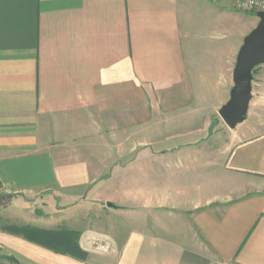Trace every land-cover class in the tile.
I'll return each instance as SVG.
<instances>
[{
  "label": "crops",
  "instance_id": "1",
  "mask_svg": "<svg viewBox=\"0 0 264 264\" xmlns=\"http://www.w3.org/2000/svg\"><path fill=\"white\" fill-rule=\"evenodd\" d=\"M254 19L212 0H0L6 256L24 243L7 227L93 211L118 220L121 264H264V64L245 120L208 143Z\"/></svg>",
  "mask_w": 264,
  "mask_h": 264
},
{
  "label": "rangeland",
  "instance_id": "2",
  "mask_svg": "<svg viewBox=\"0 0 264 264\" xmlns=\"http://www.w3.org/2000/svg\"><path fill=\"white\" fill-rule=\"evenodd\" d=\"M213 1L225 2L232 7L229 0ZM252 14L255 15L256 13ZM257 23L258 19L255 15L252 29L257 25ZM218 128L220 129L218 130ZM213 129L215 131L213 134H211L209 142L207 141L212 145L220 146L222 143H224V141L228 140V134H231L229 129L219 118L218 113L216 115V121L214 123ZM41 202V200H38L37 204L31 206V211L29 212L30 215L43 217L44 211L40 205ZM24 212V214H28L27 209L24 210ZM105 217L106 216L103 214L97 216L93 211L88 212L85 214V216L80 217H78L76 214L75 216L72 215L71 217L63 216L59 218L58 216H55L56 220H61V223L55 226L56 228L63 227L75 232L76 245L78 246L80 252L85 255L82 260L69 255L55 253L49 249L23 239V246H21V244L13 246V251H16L17 254L15 257L16 259L10 257L11 260L5 261L4 258L7 257L6 255L9 252L8 250L0 248V264H121L120 260L125 252V248H122L119 245L120 243L111 237L110 232L112 227L116 228V225L112 221L117 223L118 220H112L110 217ZM63 220L66 222L71 220V224L64 225ZM101 248L106 249L102 250Z\"/></svg>",
  "mask_w": 264,
  "mask_h": 264
},
{
  "label": "water",
  "instance_id": "3",
  "mask_svg": "<svg viewBox=\"0 0 264 264\" xmlns=\"http://www.w3.org/2000/svg\"><path fill=\"white\" fill-rule=\"evenodd\" d=\"M255 15L258 23L244 37L236 56L229 98L218 110L219 118L229 130L245 120L251 100L252 72L264 64V12H257ZM11 197L10 194H0V199ZM106 206L113 207L110 203Z\"/></svg>",
  "mask_w": 264,
  "mask_h": 264
},
{
  "label": "trees",
  "instance_id": "4",
  "mask_svg": "<svg viewBox=\"0 0 264 264\" xmlns=\"http://www.w3.org/2000/svg\"><path fill=\"white\" fill-rule=\"evenodd\" d=\"M7 232L61 255H69L81 260L85 257L76 245L75 232L63 227L46 230L30 225L9 226ZM4 259L11 260L10 257Z\"/></svg>",
  "mask_w": 264,
  "mask_h": 264
},
{
  "label": "built area",
  "instance_id": "5",
  "mask_svg": "<svg viewBox=\"0 0 264 264\" xmlns=\"http://www.w3.org/2000/svg\"><path fill=\"white\" fill-rule=\"evenodd\" d=\"M229 1L232 5V8L237 12H244V13L264 12V0H229ZM101 249L105 250L106 248H101Z\"/></svg>",
  "mask_w": 264,
  "mask_h": 264
}]
</instances>
